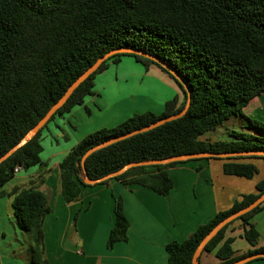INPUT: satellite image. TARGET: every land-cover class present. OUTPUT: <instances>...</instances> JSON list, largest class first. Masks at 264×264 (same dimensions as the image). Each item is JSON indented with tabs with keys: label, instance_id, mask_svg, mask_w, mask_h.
<instances>
[{
	"label": "trees",
	"instance_id": "16d2710c",
	"mask_svg": "<svg viewBox=\"0 0 264 264\" xmlns=\"http://www.w3.org/2000/svg\"><path fill=\"white\" fill-rule=\"evenodd\" d=\"M133 48L165 62L180 75L191 93V107L185 116L148 132L100 149L86 160L87 175L98 180L129 163L166 159L188 153L264 152V123L248 119L251 132H232L230 140H212L207 133L219 129L264 93V0H0V157L22 142L67 89L98 59L109 51ZM133 56L146 69L156 65L168 74L183 94L166 103L161 114L153 111L133 114L115 127L88 134L60 164L61 194L65 202L77 201L86 183L82 159L87 150L130 131L178 115L186 107L188 92L176 76L156 60L133 54L110 57L80 85L40 132L0 165L1 190L15 177V168L24 171L43 162V131L57 117L84 105L94 94L97 77L123 57ZM90 114L89 108H86ZM226 158L224 173L251 179L259 169ZM216 158V157H212ZM209 160L211 158L195 161ZM191 161V160H189ZM188 162V161H186ZM185 162L129 168L116 180L126 186H142L167 196L174 187L170 169ZM257 192L235 199L233 206L218 212L208 223L183 242L167 245L168 264H193V256L205 236L232 213H237L264 193V180ZM13 209L19 226L32 237L29 264H50L45 254L44 223L52 212L49 197L38 187L16 189ZM115 225L108 248L128 241L131 223L122 198L115 197ZM264 203L226 225L206 245L203 253L214 252L220 264H232L249 255L264 252L255 215ZM80 212L74 217L77 225ZM241 221L244 238L252 246L238 254L234 239L226 238L230 226ZM202 253V254H203ZM201 254V255H202ZM263 258L257 259L261 260Z\"/></svg>",
	"mask_w": 264,
	"mask_h": 264
},
{
	"label": "crops",
	"instance_id": "0c3cea01",
	"mask_svg": "<svg viewBox=\"0 0 264 264\" xmlns=\"http://www.w3.org/2000/svg\"><path fill=\"white\" fill-rule=\"evenodd\" d=\"M175 95L183 98L168 74L156 65L146 69L133 56L123 57L120 64H111L100 74L94 94L86 98L85 104L57 117L43 131L42 160L47 167L22 170L1 188L7 194L0 197V264H29L32 237L19 226L13 197L9 195L18 188L38 187L49 197L52 212L46 215L44 232L50 264H168L167 245L171 241L183 242L218 212L229 210L235 199L257 192L256 185L264 180V158L236 160L257 166L258 174L251 179L225 174L226 160L211 158L191 160L170 169L174 187L167 196L114 180L110 185L87 187L77 201L65 202L59 167L73 147L88 134L118 126L133 114H161ZM244 115L232 117L227 125L205 137L219 141L212 134L251 132L246 128L248 119L264 123V93L253 99ZM114 196L123 199L131 227L128 241L117 243L110 251L108 238L115 225ZM77 212L80 214L75 226ZM254 222L260 233L258 247H264V211L255 215ZM244 234L241 221L234 222L226 233V238L234 239L233 248L238 254L252 248ZM200 264H220V260L214 252H206L201 255ZM247 264H264V259Z\"/></svg>",
	"mask_w": 264,
	"mask_h": 264
},
{
	"label": "water",
	"instance_id": "95a60500",
	"mask_svg": "<svg viewBox=\"0 0 264 264\" xmlns=\"http://www.w3.org/2000/svg\"><path fill=\"white\" fill-rule=\"evenodd\" d=\"M135 53V55H140V56H144L153 60H156V62H158L159 64H161V66H163L164 68H166L169 72H171L174 76H176V78L182 82L188 92V101L186 104V107H184V109L181 111V113H179L178 115H171L165 118L160 119L159 121H157L156 123H152L146 127H142L140 129H137L135 131H130L128 133H125L119 137H116L114 139H109L106 142L97 145L95 147L90 148L89 150H87V152L85 153V155L83 156L82 159V165H83V170L86 176V183L94 186L97 184H100L108 179H114L120 175H122L123 173H125L129 168H134V167H140V166H148V165H165V164H169L172 162H186L189 160H198V159H205V158H212V157H216V159H226V158H231V157H239V156H250V155H258V156H264V152H241V153H237V152H227V153H215V152H203V153H188V154H184V155H180V156H171L168 157L166 159H158V160H147V161H143V162H136V163H129L127 164L124 168L120 169L119 171L115 172V173H110L106 176H104L101 179L98 180H91L88 175H87V170H86V160L87 158L92 155L93 153H95L96 151L103 149L105 147L110 146L111 144L114 145L118 142H121L123 140H126L130 137H134L138 134H142L144 132H148L152 129H155L157 127H161L162 125L171 122L173 120H178L180 118H182L183 116L186 115L189 107H191V93L187 87V85L183 82L182 78L180 77V75H178V73H176L175 70H173L170 66H168V64H166L165 62L157 59L155 56L144 52V51H140V50H135L133 48H119V49H113L111 51H109L106 55H104L103 57H101L100 59L97 60V62L95 64H92L75 82L74 84H71L69 86V88L67 89V91L65 92V94L62 96V98L55 104L52 106V108L49 109V111L46 113V115L40 120V122L35 125L30 132H28V134L26 135L25 139L20 142L18 145H16L15 147H13L11 150L7 151L3 156L0 157V165L6 161L7 159H9L12 155H14V153L22 146H24L26 143H28V141L30 142L39 132L40 130L49 123V121H51L52 117L57 113V111L63 106L65 105L69 98L74 94V92L76 91V89L82 85V83H84L92 74H94L102 64H104L107 60L110 59V57L112 56H116L118 54H133ZM264 203V193L258 198L256 199L254 202H252L251 204H249L247 207L243 208L242 210H240L239 212H235L232 213L231 215H229L228 217H226L223 221H221L215 228H213V230L208 233L205 238L202 240V242L200 243L199 248L197 249L196 253H194L193 256V264H200V257L201 254L203 253L206 245L209 243V241L215 237L217 235V233H219L226 225H228L230 222L237 220L238 218H240L241 216H243L246 213L251 212L253 209H255L256 207H259L261 204ZM263 258L264 259V252L263 253H258V254H252L249 255L235 263L232 264H247L248 262L252 261V260H257Z\"/></svg>",
	"mask_w": 264,
	"mask_h": 264
},
{
	"label": "rangeland",
	"instance_id": "374dc122",
	"mask_svg": "<svg viewBox=\"0 0 264 264\" xmlns=\"http://www.w3.org/2000/svg\"><path fill=\"white\" fill-rule=\"evenodd\" d=\"M51 124V123H50ZM225 125H227V124H225ZM46 129V128H45ZM44 129V130H45ZM212 136L213 137H215V138H217V139H221V140H229V139H231V136H228L227 134H224V135H222V136H217L216 134H212ZM44 146V145H43ZM41 157H42V154H41ZM26 234H28L27 233V231H24ZM28 238V237H27Z\"/></svg>",
	"mask_w": 264,
	"mask_h": 264
},
{
	"label": "built area",
	"instance_id": "2783aa9c",
	"mask_svg": "<svg viewBox=\"0 0 264 264\" xmlns=\"http://www.w3.org/2000/svg\"><path fill=\"white\" fill-rule=\"evenodd\" d=\"M14 172H15V175H17L20 172H22V169L20 167H17V168H15Z\"/></svg>",
	"mask_w": 264,
	"mask_h": 264
}]
</instances>
